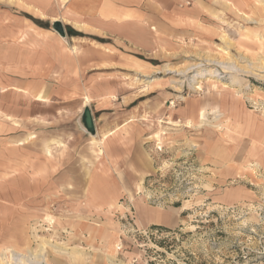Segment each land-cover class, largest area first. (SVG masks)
Here are the masks:
<instances>
[{"label": "rangeland", "instance_id": "obj_1", "mask_svg": "<svg viewBox=\"0 0 264 264\" xmlns=\"http://www.w3.org/2000/svg\"><path fill=\"white\" fill-rule=\"evenodd\" d=\"M263 1L248 10L256 21L233 17L210 43L141 49L98 36L70 43L34 30L32 16L10 8L7 25L0 13L4 73H18L2 63L4 54L34 49L32 62L47 61L38 59L44 41H56V58L42 62L40 74L32 63L24 73L46 102H31L29 89L17 96L0 71V264H13V253L27 261L46 241L43 264H264ZM195 63L216 72L198 78V90L188 82L201 69L188 70ZM81 78L93 81L95 98L115 101L116 121L104 124L140 139L141 159L122 180L134 201L121 187L119 203L108 205L117 188L101 153L114 132L87 145L64 133H84L75 124L78 109L55 101ZM112 109L105 106V114ZM137 203L168 212L167 224H142Z\"/></svg>", "mask_w": 264, "mask_h": 264}, {"label": "crops", "instance_id": "obj_2", "mask_svg": "<svg viewBox=\"0 0 264 264\" xmlns=\"http://www.w3.org/2000/svg\"><path fill=\"white\" fill-rule=\"evenodd\" d=\"M254 3L255 0H67L66 2L63 0H0V13L6 12L4 14V17H6L4 18V24L7 25L9 24L10 8L32 16L35 20L48 23V28H41L34 22L31 24L32 28L43 33V36L46 34L54 35L55 33L50 29V23L62 20L65 27H71L84 36H98L102 39H109L115 44L117 42L129 45L134 49H141L146 44L154 43L178 44L191 41L210 43L212 38L219 36L221 30L225 29L222 28L223 26H230L228 21L233 17L243 19L250 16V18L253 17L252 20L256 21L255 14L252 15L248 11ZM35 11L41 12L45 17L39 16ZM126 15H131L133 18L124 19ZM46 38L47 41H44L46 46H44L38 59L47 61L32 62L31 51L34 49L25 51L21 47H17L16 55L14 54L11 57V55L4 54L1 57L2 63L4 62L12 67L15 66L18 70L17 77L10 76L0 70L1 73L6 74V77H4L6 80L4 82L2 80V84L8 88H15L12 85L16 84L17 96L23 98L25 96L23 94L29 89L27 92L29 96L31 94L36 95L34 97L35 101H31L33 103H44L47 100L43 102L36 100L38 95H42V90L38 85L30 87L31 81L24 78V73L26 66L32 63L37 67L40 74L47 66L44 63H51V59L56 58V52L54 54L53 51L55 47L53 44H56L55 37L48 36ZM68 39L71 43L75 39H80V37H70L68 35ZM37 42L43 43L42 41ZM51 50L54 55H51ZM45 51L49 55L46 56ZM33 54L37 53L33 52ZM122 56L124 61L132 57L130 55ZM52 63L55 64V62ZM78 84L77 90L76 88L72 90L69 87L60 89V94L56 95L55 101L63 104L65 108L74 107L78 109L79 113L75 120L76 125H78L85 106L89 105L93 112L97 136L90 137L80 131L68 133V130H65L64 133L68 137L72 136L77 140L85 141L87 145L93 141V138L97 141L104 134L114 132L106 141L101 153L105 157L103 163L107 167L106 171H108V174L112 173L107 179L114 178L117 188L115 201L108 205L113 207L114 204L119 203L123 196L121 187L127 192L129 199L134 201V195L127 190V185L122 180L129 181V178H131L130 175L127 176L126 170H132L130 165L133 159H141L135 148L140 139L135 133L134 135H128L127 133L117 132L116 126L110 127L106 124V127L104 124L106 120L113 119L114 122L116 121L115 101L108 99L107 102L110 103H104L103 98H110L107 95H100L99 98H95V94L90 90V86L94 89L93 81L81 78ZM162 85L163 83H160L159 86ZM86 96H90L92 102L94 99L97 101L101 99L103 103H85ZM105 106L113 108L107 115L105 114ZM96 112L101 113L100 116H96ZM17 117L19 118V116ZM27 117H32V115ZM135 210L142 224L149 223V225L159 226L161 224L166 225L168 222V212L140 203L135 205Z\"/></svg>", "mask_w": 264, "mask_h": 264}, {"label": "bare ground", "instance_id": "obj_3", "mask_svg": "<svg viewBox=\"0 0 264 264\" xmlns=\"http://www.w3.org/2000/svg\"><path fill=\"white\" fill-rule=\"evenodd\" d=\"M64 1H67V0H64ZM264 2V1H263ZM262 2V3H263ZM31 10H33V9H31ZM39 10V9H38ZM39 16H41V17H45L44 16V14H42L41 12H39V11H35ZM126 17H131V15H126ZM36 23V22H35ZM41 23V22H40ZM39 24V23H38ZM263 46H264V44L263 43H261ZM71 52H73V53H76V49L75 48H73V50L71 51ZM263 64V63H262ZM220 66H222L224 69H226V70H228L229 68H233L234 66H232V65H228L227 66V63L225 64V63H220L219 64ZM191 66V65H190ZM202 63H195V65L193 64L190 68H188V70H195V69H198V68H201L199 71H198V73L195 75V76H193V78H192V80H189L188 82H189V85H190V87H192V88H194V89H199V87H196V85L198 84V82H197V79L199 78H206L207 76H211V77H216V72L214 71V72H208L206 69L204 70V69H202ZM264 66V65H263ZM232 82H234V83H238V80H237V78H232ZM86 99H87V101L89 102V103H91L92 102V98L90 97V96H86L85 97ZM36 100L37 101H46V98L44 97V96H42L41 94L40 95H38L37 96V98H36ZM207 125V124H206ZM106 136V135H105ZM100 142H103V140H101ZM100 142H98V143H100ZM46 240V239H45ZM42 242V241H41ZM45 242V241H44ZM44 244H47L48 245V243H47V241H46V243H43V246H44V248L42 249V252H40V254H38V255H32L31 254V257L30 258H28L27 259V261L25 260H23V256L22 255H20V254H15V253H13L12 255H13V260L15 261L13 264H26V262H27V264H43V262H40V261H42V259L44 260L45 258H44V255H46L45 254V245ZM49 244H51V243H49ZM46 245V246H47ZM40 246V245H39ZM58 251H65L64 250V248H60V247H55ZM41 249V248H40ZM38 251H40V250H38ZM44 251V252H43ZM28 252V251H27ZM39 253V252H38ZM44 253V254H43ZM60 253V252H59ZM29 255V254H28ZM2 256V255H1ZM40 257H41V260H40ZM3 258H4V255L1 257V259L3 260ZM26 258V257H25ZM24 258V259H25ZM24 261V262H23ZM0 262H1V260H0Z\"/></svg>", "mask_w": 264, "mask_h": 264}, {"label": "water", "instance_id": "obj_4", "mask_svg": "<svg viewBox=\"0 0 264 264\" xmlns=\"http://www.w3.org/2000/svg\"><path fill=\"white\" fill-rule=\"evenodd\" d=\"M50 29L54 33H56L63 41H67L68 33H67L66 27L64 26L62 21H60V20L52 21L50 23ZM78 125H79V128L84 133L89 135L90 137H96L97 136L93 112H92L91 107L89 105L85 106L84 111L79 118Z\"/></svg>", "mask_w": 264, "mask_h": 264}, {"label": "trees", "instance_id": "obj_5", "mask_svg": "<svg viewBox=\"0 0 264 264\" xmlns=\"http://www.w3.org/2000/svg\"><path fill=\"white\" fill-rule=\"evenodd\" d=\"M33 22L35 24H37L38 26H40L41 28H48V23H45V22H42V21H39V20H33ZM41 22V23H40ZM39 23V24H38ZM67 32H68V35L70 37H85L82 33H79L75 30H73L71 27H67ZM94 40H97L99 41L100 43H106V41L104 39H100L98 37H92Z\"/></svg>", "mask_w": 264, "mask_h": 264}]
</instances>
